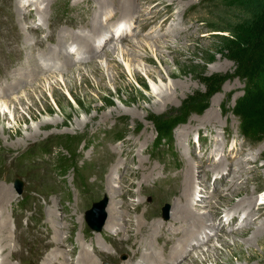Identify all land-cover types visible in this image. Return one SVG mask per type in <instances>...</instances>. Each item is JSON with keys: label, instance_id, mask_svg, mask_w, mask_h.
<instances>
[{"label": "rangeland", "instance_id": "1", "mask_svg": "<svg viewBox=\"0 0 264 264\" xmlns=\"http://www.w3.org/2000/svg\"><path fill=\"white\" fill-rule=\"evenodd\" d=\"M43 1L46 10L40 13V2H28L26 8L20 3L25 18H18L16 0H0V114L6 113L0 116V188L11 191L5 194L10 228L15 230L20 219L25 240L30 237L23 263L41 264L42 255L50 253L37 257L40 245L32 229L42 231L41 222L54 213L50 225L66 227L61 239L75 264H80L83 246L100 264L130 258V264H145L151 252L161 258L149 264H264V142L243 136L239 119L229 112L243 95V81L227 79L203 111L191 114L169 139H160L147 119L176 115L188 96L205 90L199 80L203 73L234 72L226 38L245 35L264 0H106L104 5V0ZM134 1L138 7L128 5ZM116 23L128 24L125 37H115ZM37 29L45 52L33 47ZM86 35L97 44L103 36L114 38L104 39L90 55V45L77 42ZM60 39L66 43L61 49ZM17 51L25 58L36 55L48 67L34 77V86L29 79L6 96L1 84L16 83L5 82L6 67L16 60L6 56ZM66 56L72 67L61 71L59 58ZM116 66L122 68V77ZM16 178L23 182L22 193L16 191ZM183 192L197 214L190 219L213 224L223 216L225 222L227 211L238 209L241 217L253 216L242 231L236 221L219 232L207 230V238L194 229L192 238L167 243L184 217L172 215ZM111 198L129 214V234L122 220L117 230L103 226L96 231L88 224L92 206L106 199L107 208ZM200 234L204 239L196 240ZM146 236L152 237L150 243ZM121 239L124 247L119 248ZM181 241L183 249L176 250ZM166 244L172 254L167 260L162 254Z\"/></svg>", "mask_w": 264, "mask_h": 264}, {"label": "bare ground", "instance_id": "2", "mask_svg": "<svg viewBox=\"0 0 264 264\" xmlns=\"http://www.w3.org/2000/svg\"><path fill=\"white\" fill-rule=\"evenodd\" d=\"M40 2L38 7L36 8V11L37 13H40V12H44L45 10L42 8L43 4H44V1L43 0H16V8L17 9V17L18 18H21L22 16L24 17V14L22 13V9L20 8V3L23 4V7L26 6V4L28 2ZM98 1V0H96ZM112 2V1H111ZM114 2H116L114 0ZM123 2V1H122ZM99 2H97L98 4ZM110 3V2H109ZM118 3V1H117ZM102 4H107V1L104 0L102 1ZM137 1H134V3H130L128 4L130 7L134 6V7H138L137 5ZM101 5V4H100ZM102 5V6H103ZM26 8V7H25ZM95 8V7H94ZM122 8V7H121ZM120 9V8H119ZM140 9V8H138ZM2 11V10H1ZM137 12V11H136ZM25 18V17H24ZM20 20V19H18ZM21 21V20H20ZM22 22H25V21H22ZM118 23V22H117ZM116 23V27H117V35L115 36L116 38L119 37V38H123L125 37V30L124 28L128 27V24H124V23H119L117 24ZM97 25V24H96ZM95 27V26H94ZM97 30V29H96ZM38 35L37 37L35 38L34 40V44H33V47L36 45H39L41 47V49L43 50V52H45L46 50L48 49H45V41L42 40L40 37H39V33H40V29H37L35 31ZM53 35V34H52ZM55 35V34H54ZM112 36H103L102 37V40L99 41V43L97 44V42H95V40L93 41L92 40V37L88 36L87 35L85 36V38H80L77 42L79 43V45H85V44H89L90 45V51H91V54H94L98 51V49L100 47L103 46V44H105V42L107 40H109V38H111ZM54 38V37H53ZM57 38V37H56ZM114 38V37H112ZM104 39H105V42H104ZM61 40V39H60ZM110 41V40H109ZM157 41H160V40H157ZM61 45H60V49L65 47V44L66 43H63V41L61 40ZM66 42V41H64ZM141 43V45L143 44L142 41H138V43ZM27 43V42H26ZM108 43V42H107ZM134 45H137L136 43ZM133 45V46H134ZM88 46V45H87ZM99 46V47H98ZM168 48V46H166ZM134 51L135 48H134ZM106 53H109V54H112V52H108V51H105ZM4 54V53H3ZM54 55H56V53H54ZM52 55L50 57V60L53 61L55 60V56ZM62 55V54H60ZM59 55V56H60ZM4 56V55H3ZM30 56V55H29ZM112 56V55H111ZM7 58H12V59H16L14 63H11L9 64L8 67L6 68H9L10 70L9 71H5V82L8 81H16V83H6L5 86H3V84H1V90H2V93L5 94L7 96V94L13 90H15L16 88L18 89V87L23 83H29V79L30 81H32L30 84H32L33 86L35 85L34 83V77H36L39 73H41L43 71L44 68L48 67H43V65H40L38 62H37V59H36V55L34 54H31V57H27L25 58L24 55H22L19 51H17L16 53H8ZM146 57V56H145ZM11 60V59H9ZM114 60V59H113ZM145 60L149 61L150 63L152 62L151 58L149 56H147L145 58ZM59 61H60V69L61 71H64L65 69H69L70 67H72V61L71 59L66 56L64 57L63 59H60L59 58ZM153 64V63H152ZM52 65V64H50ZM49 65V66H50ZM55 65V64H54ZM117 67V71H118V74L120 75V77L123 76V71H122V68L120 66H116ZM72 69V68H71ZM6 70V69H5ZM134 74L136 77H140V73L138 70L135 69L134 71ZM150 74H153L151 71H150ZM84 77V75H83ZM86 78V77H85ZM84 78V82L86 83V79ZM38 79V77H37ZM54 88V87H52ZM30 90V88H29ZM4 95V96H5ZM163 96H167L166 95V92L162 93ZM3 96V95H2ZM6 102V101H5ZM1 117H5L6 116V113H1L0 114ZM226 159H227V156H226ZM202 167V166H201ZM202 169H204V167H202ZM225 169V168H224ZM116 171V170H115ZM113 171V173H118L119 170L117 172ZM113 173L111 174V176L113 175ZM3 177V176H2ZM123 178L121 179V182H122ZM217 180V179H216ZM215 180V181H216ZM109 182L110 184L113 186V188L115 187L113 185L114 181L112 179V177L109 179ZM186 184L188 185H193V181L192 180H188L186 179ZM118 187V186H117ZM116 187V188H117ZM238 187H236L237 189ZM0 239H1V245H0V249H1V255H3L4 257L2 259H0V264H12V262L14 261V259H17L19 260L18 262L20 264H24L23 261L27 259V257L25 256V252H24V248H29L31 247V243L29 242L30 240V237L28 238V240L26 241L25 240V237H24V234H23V231L21 229L22 227V224H21V221L20 219H15L16 220V229L13 230L10 228V225H9V218L8 216L6 215V206L8 204V199L6 198V195L7 193H11V191H9L8 188H0ZM122 190V189H120ZM240 190V189H239ZM37 192V190H36ZM44 192V191H43ZM46 193V192H45ZM41 194V192H40ZM50 194V193H49ZM186 193H182V195H179L178 198L180 199V203H175L174 204V209L172 211V215L173 214H180V215H184V217H181L180 219H178L179 221L177 222L179 224V226L177 227H173L175 228L173 230V233L174 235L173 238H169L167 240V243H170L172 244V242L177 239L175 238H185L186 236H190L192 235H195V232H193L194 229H199L200 233H206V236L205 238H207L208 236H210V234H207V230L210 231H214V230H217V232L220 231V228L221 226L227 228L226 225L230 224V223H235L236 221H238V231H242L244 230V228L247 227V224L249 223V217L251 218L253 215L252 214H247V216L245 217H241L239 215V212L238 210H236L235 212L236 213H232V212H228L227 211V219L226 221L224 222V218L223 216H221L218 220V222H214L213 224H210L209 222H206L203 220L200 221L199 219H190L189 218V215H197L191 208H192V204L193 203L191 201V199L187 197L186 200H184V196H185ZM188 194V193H187ZM10 195V194H9ZM39 195V194H38ZM189 195V194H188ZM230 196V195H229ZM11 197V196H10ZM51 197V196H50ZM122 197L123 194H122ZM13 199V198H12ZM36 199V198H35ZM50 199V198H49ZM113 198L110 199L109 201V205L107 206V212H106V219L104 221V224L103 226H105V228H110V229H116L117 230V227L118 225H120L119 223V220H122L123 222H125L122 226L123 228L125 229V233L129 234L128 232V229H129V219L127 220V218L125 216H129L128 212L125 211L126 214L128 215H125L122 211H120L118 209L119 206H114V203H113ZM261 200L264 201V194L261 196ZM12 201V200H11ZM10 201V202H11ZM35 202V201H34ZM48 202V201H47ZM184 202L185 205H182L181 203ZM250 202L253 204L254 206V209H256V200L251 198ZM51 203V202H48V204ZM113 203V204H112ZM205 203H208L210 204L211 202L210 201H206ZM241 203V202H240ZM239 203V204H240ZM245 203V201H244ZM247 203V202H246ZM250 203V204H251ZM41 204V203H40ZM46 204V205H48ZM117 204V203H116ZM239 204H237L239 206ZM112 206H114V210L113 212L110 213V208ZM211 205V204H210ZM209 205V206H210ZM261 205L264 206V202H261ZM51 206V205H50ZM237 206V208H238ZM252 206V205H250ZM38 207V205H37ZM121 207H123L122 209L124 208H129L128 206L126 205H121ZM240 207V206H239ZM243 207V206H242ZM249 207V205H248ZM50 208V207H49ZM53 208V207H52ZM47 209V208H46ZM51 209V208H50ZM54 209V208H53ZM130 209V208H129ZM260 209V208H259ZM263 209V208H261ZM41 210V209H40ZM55 210V209H54ZM190 210H192V212H190ZM43 212V211H42ZM130 212V211H129ZM40 213V212H39ZM53 213V212H52ZM252 213V212H251ZM262 213V212H261ZM42 214V213H41ZM263 214V213H262ZM256 215V213H255ZM225 216V215H224ZM261 216V214H260ZM178 217V216H177ZM179 218V217H178ZM54 213L49 215V217H47V220L45 222H41L42 224H45V225H41L43 226L42 227V231L40 230L39 227H37L36 229H32L33 233H34V240L37 241L40 245L39 247V250L37 252V257L40 258L41 255L45 252V251H50L49 254H43L42 257H41V260H42V263L41 264H75L73 262V259H72V255L71 253L69 252H66V242H63V240L61 239V235L62 233H64L66 227L63 225L62 227H52L50 225V222L52 220H54ZM174 219V218H173ZM173 219H170V220H173ZM201 219V218H200ZM121 222V221H120ZM174 222V221H173ZM253 222V220L251 221V223ZM56 223V222H55ZM54 223V224H55ZM59 223V222H58ZM140 223V222H139ZM170 224V223H169ZM53 225V224H52ZM125 225V226H124ZM160 225L161 223L159 224V227L158 229L160 228ZM173 224H171L172 226ZM46 226V227H44ZM102 226V227H103ZM264 227V226H262ZM46 228V230L44 231L43 229ZM104 228V227H103ZM224 228V229H225ZM157 229V230H158ZM102 230V228L100 229V231ZM122 230V229H121ZM156 230V231H157ZM228 230H231L230 228L227 229ZM198 231V232H199ZM207 231V232H206ZM20 232V233H19ZM69 232L70 231H67V236L66 238L68 239V236H69ZM113 232V231H112ZM66 233V232H65ZM263 233V232H262ZM102 234V232L100 233ZM119 234V233H118ZM14 235V237H13ZM103 235V234H102ZM122 236V235H121ZM261 237V236H260ZM13 238V239H12ZM192 238V237H191ZM200 238L204 239L202 237V235L200 234L199 236H195V239L196 240H200ZM152 239V237L150 236H146V242L148 243L150 240ZM180 239V240H181ZM62 240V241H61ZM10 241L14 242V246L13 248H11L9 246V243ZM121 242H118L119 243V248H122L124 247V244H122V239L120 240ZM185 241V240H184ZM151 242V241H150ZM149 242V243H150ZM178 243V242H177ZM189 243V242H188ZM202 243V241H201ZM180 245L176 247V250L179 249L180 251L183 249V246H184V243H179ZM199 244V243H198ZM114 245H116L114 243ZM133 245V244H132ZM147 245V244H146ZM193 245V244H192ZM134 246V245H133ZM166 246L168 247H164L162 249V254L164 255V259H166L169 255H172L171 254V250L169 248V244H166ZM200 246V245H199ZM197 246V247H199ZM86 246H83L82 248V256H80L78 258V262L80 264H100L99 261L97 259L94 258V256L86 250L85 248ZM140 247V246H139ZM151 247V246H150ZM172 247V246H171ZM196 247V246H195ZM147 249V248H146ZM151 249V248H150ZM153 249V248H152ZM134 250V249H133ZM143 250V249H142ZM149 250V249H148ZM190 249H188L189 251ZM132 251V250H131ZM119 253V252H118ZM145 253V252H144ZM161 253V252H160ZM117 254V253H116ZM151 255H148L149 256V260L147 259H143V261H146L145 264H149L151 262H159L160 261V258L161 256L159 257L158 254H156L155 252H151L150 253ZM175 254V253H173ZM1 255H0V258H1ZM67 255H69V257H67ZM144 255V254H143ZM161 255V254H160ZM186 255V254H185ZM132 258L129 259V261L127 262H120L118 264H130V261H131ZM172 259V258H171ZM176 259V258H175ZM127 260V259H126ZM137 260V259H136ZM167 260V259H166ZM173 260V259H172ZM136 262V261H135ZM170 262V261H169ZM140 264V263H138Z\"/></svg>", "mask_w": 264, "mask_h": 264}, {"label": "trees", "instance_id": "3", "mask_svg": "<svg viewBox=\"0 0 264 264\" xmlns=\"http://www.w3.org/2000/svg\"><path fill=\"white\" fill-rule=\"evenodd\" d=\"M226 41V55L235 64L234 72L203 73L199 80L205 90L188 96L176 115L147 117L160 139H169L174 129L191 114L202 112L206 101L220 91L227 79L238 78L244 83L243 95L229 112L239 119V132L243 136L255 143L264 142V3L251 18L245 35L237 39L227 37ZM137 128L141 129V126Z\"/></svg>", "mask_w": 264, "mask_h": 264}, {"label": "water", "instance_id": "4", "mask_svg": "<svg viewBox=\"0 0 264 264\" xmlns=\"http://www.w3.org/2000/svg\"><path fill=\"white\" fill-rule=\"evenodd\" d=\"M15 188L18 193H22L23 182L20 178L15 179ZM106 203V199L96 202L87 212L88 224L92 229L96 231H99L102 228L106 219Z\"/></svg>", "mask_w": 264, "mask_h": 264}]
</instances>
